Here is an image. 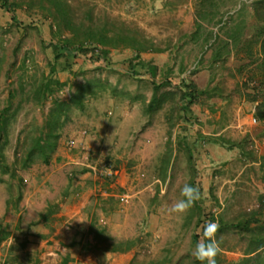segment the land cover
Returning a JSON list of instances; mask_svg holds the SVG:
<instances>
[{
	"label": "rangeland",
	"instance_id": "1",
	"mask_svg": "<svg viewBox=\"0 0 264 264\" xmlns=\"http://www.w3.org/2000/svg\"><path fill=\"white\" fill-rule=\"evenodd\" d=\"M67 1L76 25L87 23L89 11L93 21L124 22L165 49L141 55L155 63L157 78L166 64L175 72L179 64H184L182 76H189L196 67L197 72L191 77L200 87L217 85L221 95L212 100L216 110L193 106L197 126H187L188 140L197 144L193 157L197 181L202 184L205 213L215 212L229 224L254 212L263 223H251L250 229L264 230V121L257 115V105L240 95L242 76L237 68L242 54L236 56L231 49L224 64L212 68L207 62L199 64L211 55V39L203 43V35L214 31L226 38L229 27L216 20L232 15V22L237 23L241 15L220 2L218 7L209 8L210 13L201 19L202 29L197 31L195 6H200L201 0ZM25 5L22 3L15 10L17 22L0 9V109L11 104L15 112L3 152L22 179L19 187L18 178L0 172V225L2 231L10 233L0 243V264H61L67 254L73 257L70 264H96L93 255L68 246L85 228L77 220H84V208L91 202H101L94 212L115 240L141 241L129 251L111 254L106 264L169 260L189 264V258L194 257L191 233L195 218L188 216L189 210L184 214L171 211L175 202L184 199L181 190L191 177L185 150L174 142L183 124L171 111L172 100L151 114L144 112L152 91L150 77L144 69H138V76L128 72L129 49H112V64L103 71L89 72L86 77H74L67 71L58 73L67 82L56 94L63 101L69 100L73 85L82 83L84 78L97 77L108 88L98 97L86 99L84 108L73 107L68 112L58 128V145L48 162L35 155L26 168L21 167L25 141L42 129L51 105L50 101L35 105L29 99L33 85L47 72L51 34L47 22L35 14L37 8L29 10ZM195 31V38H190ZM209 114L212 118H206ZM253 114L260 120L257 125L250 124ZM200 127L208 134H202ZM170 136L173 142L168 151ZM216 137L240 142L243 149L211 142ZM72 138L74 146L70 147ZM103 162L117 170L112 181L79 173L86 163L98 166ZM123 192L130 195L126 204H120L117 198ZM9 198L12 203L7 208ZM261 206V212H257ZM247 234L239 235L229 228L216 233L224 263L243 257ZM24 240L27 244L23 248L20 244Z\"/></svg>",
	"mask_w": 264,
	"mask_h": 264
},
{
	"label": "trees",
	"instance_id": "2",
	"mask_svg": "<svg viewBox=\"0 0 264 264\" xmlns=\"http://www.w3.org/2000/svg\"><path fill=\"white\" fill-rule=\"evenodd\" d=\"M220 2L222 5L226 4V8L235 10L236 13L240 14L241 19L234 23L232 22V15L225 18L222 15L216 20L221 26L229 27L225 33L226 38L220 37L218 32H206L203 35V43L209 42L211 39V55L208 61L201 59L199 64L204 65L207 62L209 68L224 64L231 49L235 51L236 56L242 54L241 57H238L240 63L237 68L238 73L242 76L241 84L243 87L240 89V95L257 105V115L264 121V0H201L200 6H195L197 31L202 29L201 19L210 13L209 8L218 7ZM22 3L26 4L25 6L29 10L37 8L35 14L47 22L51 34V39L47 43L50 49V57L47 58L46 62L47 72L33 85L29 99L35 105H41L47 101H50L51 105L42 129L35 136L27 138V142L25 141L21 167L26 168L33 161L35 155L43 162H48L58 145V128L64 123L68 112L73 107L84 108L86 99H94L108 88V85L97 77L84 78L82 83L73 85L74 89L69 100L63 101L56 94L67 85V82L62 81L58 73L67 71L74 77H86L87 73L103 71L112 64L110 56L112 49L119 47L129 49L131 55L127 59L128 72L133 76H138V69H144L150 77L152 91L144 106V112L151 114L172 100L171 111L183 124L180 133L175 136L174 142L185 150L191 169L188 184L197 188L200 195V199L194 202L188 213L190 218H195V228L191 233L192 244L196 246L203 236V227L209 222H214L219 224V231L229 228L236 230L239 235H242L243 232L248 233L247 244L241 259L224 263L219 252L215 258L216 264H264V230L261 227L250 229L251 223L258 225L263 223L262 220L255 217L254 212L228 224L222 222L215 212L208 211L205 213L203 206L205 199L202 184L199 180L197 181L198 174L193 157V151L197 149V144L195 141L191 144L188 140L187 131L189 129L187 126L197 123L193 117V106L202 105L209 108L211 112L216 110L217 107L212 100L221 95L217 85L200 87L191 77L197 72L196 67L190 71L189 76H182L184 64H179L177 72L171 67L163 69L161 77L157 78V66L142 59L141 55L147 52H163L166 51L165 49L158 47L152 39L139 29L124 22H95L89 11L86 12L87 23L76 25L71 19V9L67 0H0V9L10 14L12 22H17L14 13ZM40 19L34 21L38 23ZM195 34L196 31L190 35V38H195ZM23 63L25 64L26 61ZM246 69L247 72H244L243 70ZM109 89L112 90L111 87ZM14 114L15 112L13 113L11 110V104L0 109V172L8 174L11 178H18L20 187L22 179L18 177L14 165L7 162L3 152V147L8 143L11 116ZM200 136L198 133V137ZM167 140L169 151L173 141L171 136ZM211 142L227 147L228 145H238L240 149H243L242 143H233L222 137L212 138ZM168 156L161 173L163 178L168 165ZM86 172H88L87 168H81L79 171L81 174ZM108 180L112 181V179ZM213 202L219 205L216 198H213ZM11 203L12 200L7 199L6 207L8 208ZM100 203L93 204L91 202L86 205L83 211L85 214L84 221H86L84 222L85 228L79 233L77 232L80 237L73 238L68 246H77L82 252L93 255L96 264H106L111 254L129 251L141 241L138 238L115 240L109 234L107 227L101 223L97 213L94 212L95 206L100 205ZM101 210H103L102 206ZM261 210L262 206L258 208L257 212H261ZM41 216L44 220V215ZM9 235V231H2V225H0V243ZM26 244L27 241L24 240L20 245L24 248ZM70 260L71 258L67 254L63 257L61 264H67ZM189 260V264H200L195 257H190ZM148 264H182V262L179 260L160 263L151 261Z\"/></svg>",
	"mask_w": 264,
	"mask_h": 264
},
{
	"label": "clouds",
	"instance_id": "3",
	"mask_svg": "<svg viewBox=\"0 0 264 264\" xmlns=\"http://www.w3.org/2000/svg\"><path fill=\"white\" fill-rule=\"evenodd\" d=\"M184 199L175 202L171 211L184 214L200 199L199 190L189 184H185L181 190ZM84 223V220H77ZM219 231V224L209 222L203 227V236L196 244L193 255L200 264H216V256L220 252L219 242L216 239V233Z\"/></svg>",
	"mask_w": 264,
	"mask_h": 264
},
{
	"label": "built area",
	"instance_id": "4",
	"mask_svg": "<svg viewBox=\"0 0 264 264\" xmlns=\"http://www.w3.org/2000/svg\"><path fill=\"white\" fill-rule=\"evenodd\" d=\"M249 120H250V124L252 125H257L260 123V120L254 114L250 116ZM82 133L84 134L85 131H82ZM69 146L70 147L74 146L73 138L70 139ZM90 150L91 149H87V153L90 152ZM85 168L88 169L89 174H91L95 179L98 180L114 179V177L117 175V170L109 162H103L101 165L98 166L90 165L86 163ZM117 198L120 204H126L129 201L130 195L126 192H123Z\"/></svg>",
	"mask_w": 264,
	"mask_h": 264
},
{
	"label": "crops",
	"instance_id": "5",
	"mask_svg": "<svg viewBox=\"0 0 264 264\" xmlns=\"http://www.w3.org/2000/svg\"><path fill=\"white\" fill-rule=\"evenodd\" d=\"M153 64L155 65V63H153ZM167 67H169V65L166 64L164 69H166ZM192 108H193V107H192ZM212 116H213L212 114H209V115H207L206 118H212ZM195 125H196V124L194 123V124H193V127H195ZM196 126H197V125H196ZM199 131H200L202 134H205V135L208 134V132H205V128L203 129L202 127H200V130H199ZM263 187H264V185H263ZM262 196H264V188H263V190H262ZM68 253H69V252H68ZM69 256H70V258H71V260H72V259H73L72 255L69 254ZM71 260H70V261H71ZM70 261H69L67 264H70V263H71Z\"/></svg>",
	"mask_w": 264,
	"mask_h": 264
}]
</instances>
